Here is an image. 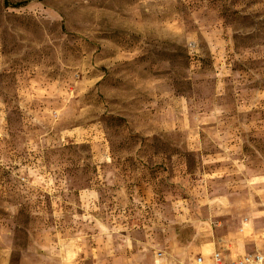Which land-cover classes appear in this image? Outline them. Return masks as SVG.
Segmentation results:
<instances>
[{
    "label": "rangeland",
    "instance_id": "1",
    "mask_svg": "<svg viewBox=\"0 0 264 264\" xmlns=\"http://www.w3.org/2000/svg\"><path fill=\"white\" fill-rule=\"evenodd\" d=\"M263 233L264 0H0V264Z\"/></svg>",
    "mask_w": 264,
    "mask_h": 264
},
{
    "label": "built area",
    "instance_id": "2",
    "mask_svg": "<svg viewBox=\"0 0 264 264\" xmlns=\"http://www.w3.org/2000/svg\"><path fill=\"white\" fill-rule=\"evenodd\" d=\"M196 264H205L204 257H197ZM213 264H264V246L260 250L247 252L235 258L229 257L224 251H215Z\"/></svg>",
    "mask_w": 264,
    "mask_h": 264
},
{
    "label": "crops",
    "instance_id": "3",
    "mask_svg": "<svg viewBox=\"0 0 264 264\" xmlns=\"http://www.w3.org/2000/svg\"><path fill=\"white\" fill-rule=\"evenodd\" d=\"M250 224H251V222H248V223H245L244 224V228H245V225H249L250 226ZM243 228V229H244ZM263 235H264V233H263ZM264 242V241H263ZM262 242V243H263ZM259 245V244H258ZM263 246L261 245V247L260 248H254V249H251L250 251H246L245 250V246L243 247L244 249H243V251H240V250H238L237 252L236 251H234L233 249H232V246H227V247H225L224 249L225 250H222V251H224V253L225 254H227L229 257H231V258H235L236 256H239V255H243V254H245V253H247V252H252V251H256V250H260L261 248H262ZM109 250V249H108ZM227 250H229V252H227ZM215 251H219V250H215ZM221 251V250H220ZM107 253V252H106ZM107 255H109V254H107ZM211 256H213L212 254H209V255H207V256H203L204 257V259H205V264H208V263H206V259L208 258V257H211ZM58 264H79L75 259H72V258H68L67 260H66V262H64V263H58ZM104 264H114V261H113V259H111V260H109V258L107 257L106 258V260L104 261ZM147 264H156V262L154 263V262H151V261H149V262H147ZM195 264H196V260H195Z\"/></svg>",
    "mask_w": 264,
    "mask_h": 264
},
{
    "label": "trees",
    "instance_id": "4",
    "mask_svg": "<svg viewBox=\"0 0 264 264\" xmlns=\"http://www.w3.org/2000/svg\"><path fill=\"white\" fill-rule=\"evenodd\" d=\"M23 3V2H22Z\"/></svg>",
    "mask_w": 264,
    "mask_h": 264
}]
</instances>
